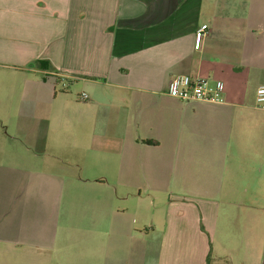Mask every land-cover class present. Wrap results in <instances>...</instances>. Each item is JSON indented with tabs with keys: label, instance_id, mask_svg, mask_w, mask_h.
<instances>
[{
	"label": "crops",
	"instance_id": "obj_1",
	"mask_svg": "<svg viewBox=\"0 0 264 264\" xmlns=\"http://www.w3.org/2000/svg\"><path fill=\"white\" fill-rule=\"evenodd\" d=\"M262 84L264 0H0V264H264Z\"/></svg>",
	"mask_w": 264,
	"mask_h": 264
},
{
	"label": "built area",
	"instance_id": "obj_2",
	"mask_svg": "<svg viewBox=\"0 0 264 264\" xmlns=\"http://www.w3.org/2000/svg\"><path fill=\"white\" fill-rule=\"evenodd\" d=\"M206 24L199 26L194 32V48H200L201 39L205 34ZM224 83L221 80H210L203 76L176 74L168 82L167 93L184 101H208L222 103ZM80 99H86L85 92H81ZM256 107L264 108V84L259 85L255 93Z\"/></svg>",
	"mask_w": 264,
	"mask_h": 264
},
{
	"label": "rangeland",
	"instance_id": "obj_3",
	"mask_svg": "<svg viewBox=\"0 0 264 264\" xmlns=\"http://www.w3.org/2000/svg\"><path fill=\"white\" fill-rule=\"evenodd\" d=\"M60 89L61 88H59V90ZM62 104L65 105V103H63V102H62ZM43 135L50 138V137H57V136H59V137L70 136L72 134H70L68 132V130H66L65 128H62L61 126H57V128H53L52 126H50V128L44 130Z\"/></svg>",
	"mask_w": 264,
	"mask_h": 264
}]
</instances>
